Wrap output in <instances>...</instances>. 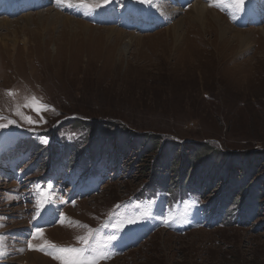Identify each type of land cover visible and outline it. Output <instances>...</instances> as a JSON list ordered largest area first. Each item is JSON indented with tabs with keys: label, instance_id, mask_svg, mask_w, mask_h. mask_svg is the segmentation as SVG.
Listing matches in <instances>:
<instances>
[{
	"label": "rangeland",
	"instance_id": "obj_1",
	"mask_svg": "<svg viewBox=\"0 0 264 264\" xmlns=\"http://www.w3.org/2000/svg\"><path fill=\"white\" fill-rule=\"evenodd\" d=\"M10 1L0 0V264L29 254L65 264L46 242L83 247L78 237L89 231L91 247L107 256L99 264H264V214L249 227L211 224L196 195L178 202L187 187L163 165L156 175L171 187L161 180L147 189L143 168L129 170L133 154L116 173L97 160L109 146L98 131L122 130H106L110 121L190 145L211 139L236 154L264 149V0L240 9L234 0L183 8L171 0H45L16 13ZM196 2L229 31L205 33L191 21ZM32 96L49 107L22 108L28 123L16 107ZM165 139L144 164L165 160ZM176 158L166 161L179 169ZM168 186L169 197L161 193Z\"/></svg>",
	"mask_w": 264,
	"mask_h": 264
},
{
	"label": "trees",
	"instance_id": "obj_2",
	"mask_svg": "<svg viewBox=\"0 0 264 264\" xmlns=\"http://www.w3.org/2000/svg\"><path fill=\"white\" fill-rule=\"evenodd\" d=\"M73 122L75 121H67V123ZM110 124V127H105L106 130L116 128V126H121L122 130L114 132V135H109L107 131H98L97 134L102 138L106 137L109 141V146L104 151L98 149L97 160H102L103 163L108 162L114 167V172L121 169L120 166L125 160L129 166L127 161L133 154L136 160L132 167L129 166V170L138 174L143 168L144 176L150 180L147 188L155 186L161 180L166 184L169 183L171 187L168 179L156 175L162 171L159 166L163 165L165 171H171L167 173H173L175 179H179L175 185L180 188L186 186L187 192H195L198 195L205 193L208 198V193L211 194L210 191H214V195H211L208 200L206 198L207 201L203 206V211L210 213L212 220L220 221L226 226L249 227L253 226L254 222H257L264 214V149H253L236 154L227 151L224 146H216L210 142L211 139L190 145L191 142L189 144L169 141L152 132L145 131V134H139L129 129L128 125L112 121ZM85 125L87 128L90 126L88 123ZM164 139V143L158 150L160 153L165 151V160L156 162V159H153L144 164L143 155ZM85 150L81 149V156L87 151ZM178 152L181 153L179 169H177V163L166 161V159L179 160L176 158ZM163 162L164 164H161ZM169 186L167 193H170ZM248 212L251 213L246 218Z\"/></svg>",
	"mask_w": 264,
	"mask_h": 264
},
{
	"label": "snow or ice",
	"instance_id": "obj_3",
	"mask_svg": "<svg viewBox=\"0 0 264 264\" xmlns=\"http://www.w3.org/2000/svg\"><path fill=\"white\" fill-rule=\"evenodd\" d=\"M61 2L68 4V6H71L70 0H61ZM112 0H98V7H105L109 3H111ZM141 3L147 2V0H140ZM245 0H234V4L237 9L242 8ZM211 6H216L215 4ZM95 10V9H93ZM9 96H15V92L12 90H8L6 93ZM49 106L42 104L39 99L35 96L32 97H26L25 102L23 105H17L16 107V115L22 116L23 119H25L28 123H34L35 121L32 120L30 116L24 115V113L21 111L22 108H29L32 109L35 112H42L44 110H47ZM5 119L4 117L0 116V120ZM9 124H14V120H9ZM6 124L0 123V128L6 127ZM37 235H43L41 229H37L36 232ZM35 238V236H34ZM92 239V232L89 231V233L85 236L78 237V240L83 245V247H57L56 245L52 244L51 242H46L47 246L52 249V252L49 254H53L55 259L62 260L65 262V264H99V261L102 259H106L107 256L103 254V252L94 250L91 247L90 240ZM30 247H36L33 245H29ZM39 250L45 251V247L41 246L39 247ZM3 253L0 252V258H2Z\"/></svg>",
	"mask_w": 264,
	"mask_h": 264
},
{
	"label": "bare ground",
	"instance_id": "obj_4",
	"mask_svg": "<svg viewBox=\"0 0 264 264\" xmlns=\"http://www.w3.org/2000/svg\"><path fill=\"white\" fill-rule=\"evenodd\" d=\"M43 1H45V0H13V2L12 1H10V3L7 2L6 6H7L8 10H9V8L12 10L14 6H17L16 11L14 12V13H16L20 9V7L22 6L23 3L30 4V2H32V4H38L37 6L36 5L29 6V8L30 7L37 8V7H39V3H42ZM187 1H189V0H171V2H173L174 5L180 3L179 5L181 8H183V5L187 4ZM21 8H24V7H21ZM193 8H194V11H193L194 14H193V20H191V21L195 22L198 26H200V28H202L205 33L208 31H211V32H213V34L218 35V33L222 34V33L229 31L227 29V27L224 26L222 23L224 21L223 17L218 15V14L212 13L211 11H210V13H208L209 9L205 5H203L202 3H199V2L194 3ZM9 12H10V10H9ZM173 12L177 13V11H173ZM257 13H258L257 11H255V12L252 11L251 17H252V19L259 21V15ZM59 15H61V14H59ZM172 15H174V14H172ZM110 17H114V16L111 15ZM113 21L116 23V19H114ZM177 26L175 27V29H177V31L180 32V27H179L180 24ZM9 263H11V264H25V263L26 264H51L47 259H45V258H43L37 254H29L28 256L19 257V258H17V260L9 261Z\"/></svg>",
	"mask_w": 264,
	"mask_h": 264
}]
</instances>
